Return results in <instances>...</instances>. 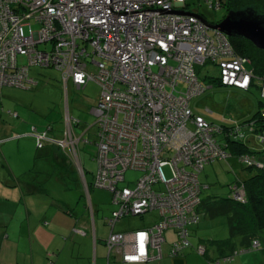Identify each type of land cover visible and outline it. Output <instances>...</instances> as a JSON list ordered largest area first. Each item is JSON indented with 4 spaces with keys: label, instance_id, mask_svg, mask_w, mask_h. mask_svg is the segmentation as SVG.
<instances>
[{
    "label": "built area",
    "instance_id": "2783aa9c",
    "mask_svg": "<svg viewBox=\"0 0 264 264\" xmlns=\"http://www.w3.org/2000/svg\"><path fill=\"white\" fill-rule=\"evenodd\" d=\"M191 1L0 0V89L35 84L30 76L33 67L61 73L66 130L62 138L49 137L50 129L39 133L38 147L45 142L73 149L91 208L78 156L79 144L88 141L75 134L77 121L69 111L68 91L70 83L78 90L89 82L101 88L92 110L98 149L93 188L111 191L116 206L107 218L108 261L113 253L127 264L161 259L170 230L176 232L171 256L192 247L189 230L201 220L200 173L205 165L227 157L214 137L222 128L191 108V100L211 88L200 82L198 68L217 65L218 82L224 87L248 90L251 85L252 73L245 68L248 60L237 54L228 36L210 30L194 15L181 14L197 15L189 10ZM199 2L215 11L224 8L222 0ZM91 65L97 68L95 73ZM182 84L187 89H179ZM261 93L264 98V85ZM244 162L256 163L248 158ZM166 166L172 169L170 178ZM128 171L141 176L132 186L120 187ZM233 190L234 198L244 201L245 191ZM154 211L159 217L153 226L114 231L123 219ZM260 245L255 241L251 248ZM251 248L209 264L230 263ZM196 251L205 255L206 247Z\"/></svg>",
    "mask_w": 264,
    "mask_h": 264
},
{
    "label": "rangeland",
    "instance_id": "374dc122",
    "mask_svg": "<svg viewBox=\"0 0 264 264\" xmlns=\"http://www.w3.org/2000/svg\"><path fill=\"white\" fill-rule=\"evenodd\" d=\"M189 8L191 12L205 16L213 24L221 22L228 14L225 7L220 11H215L207 4L201 5L199 0H192ZM245 58L250 61L248 57ZM22 62L25 60L21 57ZM247 67L250 68V65ZM90 70L95 73L97 68L91 65ZM154 71H157V68H154ZM198 73L200 80L206 84H208L209 78L217 80L220 77V70L214 63L199 67ZM31 76L39 81V85L30 88L31 90L14 87L0 89V117L6 115V118L13 120L9 113L16 111L19 112L20 117L15 121L22 124L19 129L22 132L19 133L20 136H15L16 139L7 141H11L10 143L13 142V144L17 140L20 141L18 144H20L21 149L9 148L11 156L22 161V173L28 172L25 176L27 181L32 183L34 181L36 186H39L48 195L55 197L58 203L60 202L61 206L64 207L63 211L66 215H69L68 211L72 212V216L69 215L68 217L77 218L84 211L92 226L91 213L86 209V207L89 208L88 197L79 165L72 157L75 154L73 149L56 144L47 145L45 142L43 149L38 147L39 133L45 130V126L53 123L59 133L66 128V123L63 121L66 114V95L61 73L53 68L33 67L31 68ZM260 88L261 84L256 83L250 92H243L217 85L206 89L205 94L193 98L190 104L195 113L203 115L204 118L214 124L244 123L253 119L259 112L264 113V98ZM179 89L185 90L187 86L182 84ZM68 92L70 114L80 122V125L75 127V133L82 135L96 121L92 110L97 107L101 88L95 82H90L84 90H78L70 84ZM34 126H37L38 130ZM95 132L94 127L85 138L90 142L95 141ZM248 137L251 139L248 141L249 149L263 153L264 143L261 142L258 134L251 133ZM96 154L97 147L95 144L83 143L80 145L81 159L79 161L87 173L86 177L89 183L93 182L98 170V163L94 160ZM164 170L167 177L170 178L172 175L171 167L166 166ZM255 173L256 170L246 168L235 158L230 159L228 163L223 162L207 166L200 175V181L204 185H210V188L203 191L202 198L228 199L231 184L238 180L244 181ZM140 176L141 173L139 172L128 171L126 182L121 183L120 187L132 186V183ZM90 198L95 209L94 225L97 230V238L103 244L111 232V228L106 223V218H109L111 213L116 210L113 194L109 190L92 187L90 188ZM64 203L66 205H63ZM158 217V212L154 211L144 217L125 218L116 225L115 232L124 233L150 226L157 222ZM40 225L44 226L42 222ZM42 230L40 228L39 231ZM194 230L191 234V240L195 244V248H198L199 244H203L202 242L205 241L231 239L228 215L218 214L216 217H211L204 213ZM90 233L92 232L90 231ZM171 236L172 231H169L168 238L170 239ZM259 242H261L260 247L254 249L253 252L237 256L229 264H236L248 257H250L252 264H264V232L260 234ZM231 243H234L238 249H243L240 237L231 240ZM204 246L209 250L208 254L216 252L213 246H210V249L208 246ZM69 252L70 250L67 251L68 255ZM107 253L106 247L104 251L99 252L97 264H107ZM198 255L204 257L201 254ZM111 264H114V260Z\"/></svg>",
    "mask_w": 264,
    "mask_h": 264
},
{
    "label": "crops",
    "instance_id": "0c3cea01",
    "mask_svg": "<svg viewBox=\"0 0 264 264\" xmlns=\"http://www.w3.org/2000/svg\"><path fill=\"white\" fill-rule=\"evenodd\" d=\"M14 114L17 116L9 113L13 120L6 118V115L0 117V140H3L0 145V264H97L99 252L104 251L107 245L106 240L101 244L97 238L94 225L95 209L91 198L92 208L89 205L86 209L91 213L92 226L84 211L77 218L68 217L72 215L65 214L64 207L55 197L36 186L34 181L32 183L25 179L28 172L22 173V161L11 156L9 150L10 147L21 149L18 144L20 141L17 140L14 144L10 143L11 141L7 142L9 139H16L15 136L18 137L22 133L19 130L22 124L15 121L20 117L19 112L15 111ZM34 128L38 129L37 126ZM52 133L55 137H62V133H59L55 126ZM41 222L44 226L40 225ZM151 226L153 224L135 230H143ZM40 228L44 231H39ZM170 231H172L171 238H168L169 231L165 236L166 243L162 247V258L141 264H208V257L198 255L192 240V247L183 254L171 256V245L176 239V232ZM203 244L200 243L199 246ZM208 247L210 249V246ZM68 250H70L69 255ZM209 255L217 258V249L214 254L210 252ZM113 260L114 264H127L122 262L118 253H113L109 261L107 256V264H111ZM236 264H252V261L248 257Z\"/></svg>",
    "mask_w": 264,
    "mask_h": 264
},
{
    "label": "trees",
    "instance_id": "16d2710c",
    "mask_svg": "<svg viewBox=\"0 0 264 264\" xmlns=\"http://www.w3.org/2000/svg\"><path fill=\"white\" fill-rule=\"evenodd\" d=\"M222 3L224 4V7L228 13L231 11H241V10L251 8L254 11H256L258 15H264V0H222ZM230 42L235 48L238 55L243 56V57H248L250 59V61L245 63V68L248 72L252 73L251 85L248 90H241V89H238V90L250 92L252 88L256 85V83L261 84L260 89L262 90V86L264 85V51L257 49L251 42L245 39L230 38ZM247 65H250V68H248ZM30 73H31V70H30ZM32 77L33 76H31V78ZM208 80H209L208 84L203 83L200 80V82L203 84L205 88L207 87L212 88L217 85L222 86L218 82L219 78L217 80L209 78ZM35 83L36 84H32L28 86L27 90L39 85V81L36 79H35ZM87 85L84 88H81L79 90H84L87 87ZM22 90H25V89L22 88ZM10 114L14 115V113H11V112ZM204 119L211 125H218V124H214L208 121L206 118ZM63 121H65V119H63ZM76 121L77 122L74 125V131H75V127L80 125V122L78 120ZM96 121L94 125L90 126L82 135H83V138L86 139L85 138L86 135L89 134V131L95 127L96 129L95 141L90 142L88 139H86L88 141L86 144H95V146L97 147ZM53 127L54 125L53 123H51L45 126V130H43L40 133H43L47 131L48 129H50V131L48 130L49 137L58 138V137H55L52 133ZM218 127L222 128V132L214 133V137L216 141L218 142V144L220 145V147L225 151L227 157L221 160L216 159L214 162L205 165L204 168L202 169V172L206 169L207 166H211L216 163H223V162L228 163L229 160L232 158L237 159L246 168L250 170H256V173L254 175L251 174L253 176H249L244 181L238 180L229 186L230 195L228 199H219V200L217 198L203 199L202 198L203 191L205 189H209L210 185H204L201 183L202 185L201 203L197 207V210L199 211L200 215L202 216V214L204 213L208 214L211 217H216V215L218 214L228 215L231 239L209 240V241H205V244H204L206 246L215 247L218 253L217 258H222L226 254L232 253L235 250H245V249L251 248L252 243H254L255 241H258V242L260 241V234L264 232V152L258 153V152H255L254 150H250L249 145H248L249 144L248 141L250 140L248 136L251 133L254 135L258 134V137L260 140L264 138V113L259 112L253 119L246 121L244 123L219 124ZM65 130L66 128L63 129V131H61L62 137H63V134L65 133ZM78 136H81V135H78ZM262 142L264 143V139ZM83 143L84 142H81L78 147L79 160L81 159L80 158V145ZM47 145H51V143H47ZM43 148H40V149H43ZM95 157L96 156H94V160H95ZM245 158L253 160L256 163L254 165H248L247 163L244 162ZM82 168L85 173L86 186L89 189V195H90V188L93 187L94 180L92 183H89L86 177L87 173L84 167ZM234 188H239V189L241 188L245 191L244 201H238L234 198V190H233ZM88 204H89V201H88ZM68 214H71L70 211L68 212ZM144 216H140V217H144ZM195 226H193L189 230L190 238H191L192 230H194ZM236 237L241 238L243 249L242 248L238 249L234 243H231V240L235 239ZM190 242H191V239H190ZM253 250L254 249L251 248L250 252H253ZM208 253H209V250L206 248L205 256L208 257V264H209L211 260L216 259V258L210 257Z\"/></svg>",
    "mask_w": 264,
    "mask_h": 264
},
{
    "label": "water",
    "instance_id": "95a60500",
    "mask_svg": "<svg viewBox=\"0 0 264 264\" xmlns=\"http://www.w3.org/2000/svg\"><path fill=\"white\" fill-rule=\"evenodd\" d=\"M181 14L194 15L201 19L210 30L224 33L229 38L245 39L257 49L264 51V15H258L251 8L231 11L217 24L210 23L198 14L183 12Z\"/></svg>",
    "mask_w": 264,
    "mask_h": 264
},
{
    "label": "bare ground",
    "instance_id": "6f19581e",
    "mask_svg": "<svg viewBox=\"0 0 264 264\" xmlns=\"http://www.w3.org/2000/svg\"><path fill=\"white\" fill-rule=\"evenodd\" d=\"M30 76H31V73H30ZM33 78V77H32ZM34 79V78H33ZM34 81H35V79H34ZM36 84V83H35Z\"/></svg>",
    "mask_w": 264,
    "mask_h": 264
}]
</instances>
